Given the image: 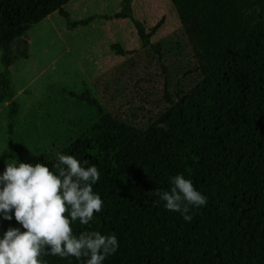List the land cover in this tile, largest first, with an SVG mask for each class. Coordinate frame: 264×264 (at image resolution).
<instances>
[{
  "label": "trees",
  "instance_id": "1",
  "mask_svg": "<svg viewBox=\"0 0 264 264\" xmlns=\"http://www.w3.org/2000/svg\"><path fill=\"white\" fill-rule=\"evenodd\" d=\"M70 1L0 0V103H8L0 163L49 165L100 120L135 136L99 171L93 189L102 211L88 226L72 223L76 235L91 230L118 238L117 252L104 264H264V20L245 28V41L218 63L203 65L184 27L154 41L164 18L150 24L138 18L139 0H121L119 10L101 17L131 21L142 50L112 44L130 56L95 82L104 103L88 84L81 90L49 84L50 101L35 106L19 129L10 67L29 57L27 32L50 14L58 12L69 28L97 17L72 19L65 7ZM76 105L88 118L76 119ZM177 174L207 198L190 209L191 222L152 194L170 190ZM42 257L46 264H83Z\"/></svg>",
  "mask_w": 264,
  "mask_h": 264
},
{
  "label": "rangeland",
  "instance_id": "2",
  "mask_svg": "<svg viewBox=\"0 0 264 264\" xmlns=\"http://www.w3.org/2000/svg\"><path fill=\"white\" fill-rule=\"evenodd\" d=\"M135 5L138 18L150 24L164 18V24L154 36V41L178 27H184L195 48L198 61L203 65L216 64L247 38L244 29L264 20V0H139ZM71 18L79 20L97 15L86 26L69 28L66 20L54 12L33 25L27 32L29 57L15 62L10 67L16 88V98L21 104L18 128L24 127L29 114L39 103L50 101L49 84L68 85L81 90L84 84L93 88L95 95L104 103L94 84L130 54H118L112 44L119 43L125 50H142V42L136 36L129 20L109 22L101 15L113 14L121 7V0H71L65 5ZM5 70L1 62L0 73ZM52 100L62 96L51 95ZM8 103H0V152L7 148L6 121L3 112ZM83 106L76 105V119L88 118ZM65 116L66 113L64 114ZM86 124V122H85ZM135 136L117 133L108 129L100 120H95L74 142L68 144L62 154L72 155L83 165H95L100 171L121 152ZM7 160L0 163V175ZM49 165L50 171L58 174ZM9 227L20 228L13 219L4 220L0 214V238ZM41 264H46L40 257Z\"/></svg>",
  "mask_w": 264,
  "mask_h": 264
},
{
  "label": "clouds",
  "instance_id": "3",
  "mask_svg": "<svg viewBox=\"0 0 264 264\" xmlns=\"http://www.w3.org/2000/svg\"><path fill=\"white\" fill-rule=\"evenodd\" d=\"M158 127L167 131L166 124ZM72 155L57 153L53 167L19 162L7 163L0 175V214L4 220L14 217L26 231L9 227L0 238V264H41L42 255L75 257L83 264H104L115 254L119 240L115 235L85 230L74 234L72 223L88 226L94 214L102 211L103 201L93 185L100 180L95 165L85 167ZM170 190L157 188L152 194L165 202L164 207L180 213L191 222L192 207L206 205L207 198L191 180L177 174Z\"/></svg>",
  "mask_w": 264,
  "mask_h": 264
}]
</instances>
